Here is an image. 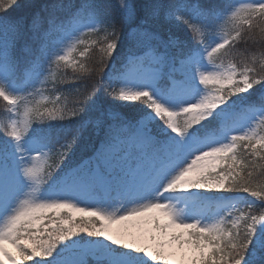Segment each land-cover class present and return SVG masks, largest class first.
I'll return each mask as SVG.
<instances>
[{
	"label": "snow or ice",
	"instance_id": "snow-or-ice-1",
	"mask_svg": "<svg viewBox=\"0 0 264 264\" xmlns=\"http://www.w3.org/2000/svg\"><path fill=\"white\" fill-rule=\"evenodd\" d=\"M0 101V264H264V0H0Z\"/></svg>",
	"mask_w": 264,
	"mask_h": 264
},
{
	"label": "trees",
	"instance_id": "trees-1",
	"mask_svg": "<svg viewBox=\"0 0 264 264\" xmlns=\"http://www.w3.org/2000/svg\"><path fill=\"white\" fill-rule=\"evenodd\" d=\"M29 2V0H21V4L24 5L25 3ZM31 3H39V0H30ZM24 11L23 8L17 9L13 14H18L20 12ZM244 46L241 45V48ZM250 50L254 51H260V49L257 46L249 45ZM97 53L92 52L88 54L85 57H80L78 60H82L85 65L91 69L94 67L95 61H96ZM63 75L65 76L66 80L68 81L65 84L58 85L57 90L53 93H49V96L56 95V94H62L63 96L67 97V102L71 106V104L76 99L78 93L75 91L76 88H80L81 92H83L85 89L90 88L91 84L94 82L95 77L91 76L89 74H83L80 75L79 72H74L71 67H66L63 69ZM77 76L79 78L77 79ZM254 91L257 92V95H259V87L257 86V89H254ZM4 102L0 101V120H3L5 112H4Z\"/></svg>",
	"mask_w": 264,
	"mask_h": 264
},
{
	"label": "rangeland",
	"instance_id": "rangeland-1",
	"mask_svg": "<svg viewBox=\"0 0 264 264\" xmlns=\"http://www.w3.org/2000/svg\"><path fill=\"white\" fill-rule=\"evenodd\" d=\"M73 55H74V56L77 58V60H78V58H80L79 50H78L77 52L73 53ZM201 87L203 88V86H201ZM211 87H212V85H209V88H211ZM45 95H49V92H46ZM37 99H39V97H37ZM190 191H198V192L201 193V195L206 196V197H207V196L216 195V193L207 192V191H205V190H190Z\"/></svg>",
	"mask_w": 264,
	"mask_h": 264
}]
</instances>
